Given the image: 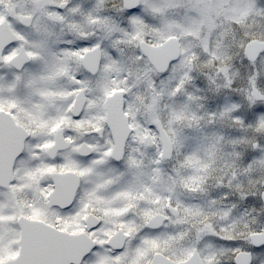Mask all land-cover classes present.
Segmentation results:
<instances>
[{
  "label": "snow or ice",
  "instance_id": "1",
  "mask_svg": "<svg viewBox=\"0 0 264 264\" xmlns=\"http://www.w3.org/2000/svg\"><path fill=\"white\" fill-rule=\"evenodd\" d=\"M0 264H264V0H0Z\"/></svg>",
  "mask_w": 264,
  "mask_h": 264
}]
</instances>
